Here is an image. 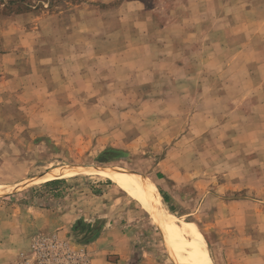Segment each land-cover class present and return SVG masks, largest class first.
I'll return each mask as SVG.
<instances>
[{
    "label": "rangeland",
    "instance_id": "rangeland-1",
    "mask_svg": "<svg viewBox=\"0 0 264 264\" xmlns=\"http://www.w3.org/2000/svg\"><path fill=\"white\" fill-rule=\"evenodd\" d=\"M79 167L153 184L190 264H264V0H0V188ZM29 185L0 195V264L37 236L177 264L114 181Z\"/></svg>",
    "mask_w": 264,
    "mask_h": 264
},
{
    "label": "bare ground",
    "instance_id": "bare-ground-1",
    "mask_svg": "<svg viewBox=\"0 0 264 264\" xmlns=\"http://www.w3.org/2000/svg\"><path fill=\"white\" fill-rule=\"evenodd\" d=\"M84 173H98L99 175L114 181L124 190L133 194L163 230L166 245H168L175 262L177 264H190L187 257L182 253L181 245L179 243L180 241L177 237V234L186 237L189 236L190 234L188 229L178 220L177 217L172 214L171 210L167 207V204L162 199L154 185L135 173L120 169L97 170L85 167L57 168L47 172L41 177L29 179L20 185L18 184V186L15 185L16 187L9 186L6 188L4 186V188L2 186L3 188H0V195L12 192L19 187H27L29 184L31 185L34 182L66 179ZM192 240L196 242L195 238H192Z\"/></svg>",
    "mask_w": 264,
    "mask_h": 264
},
{
    "label": "built area",
    "instance_id": "built-area-1",
    "mask_svg": "<svg viewBox=\"0 0 264 264\" xmlns=\"http://www.w3.org/2000/svg\"><path fill=\"white\" fill-rule=\"evenodd\" d=\"M56 250H59L60 256L64 260L57 264H68L69 258H76L78 261L72 264H87L86 257L82 251L74 253L67 244L57 241L55 236H37L31 244V258H24L20 264H52L50 261L55 260L58 256Z\"/></svg>",
    "mask_w": 264,
    "mask_h": 264
},
{
    "label": "crops",
    "instance_id": "crops-1",
    "mask_svg": "<svg viewBox=\"0 0 264 264\" xmlns=\"http://www.w3.org/2000/svg\"><path fill=\"white\" fill-rule=\"evenodd\" d=\"M33 232H34V231H33ZM33 232H32V233H33ZM32 233H31V234H32ZM100 258H102V257H100ZM100 264H102V262H100Z\"/></svg>",
    "mask_w": 264,
    "mask_h": 264
}]
</instances>
